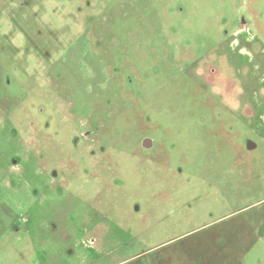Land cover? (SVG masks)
Listing matches in <instances>:
<instances>
[{
    "label": "rangeland",
    "instance_id": "374dc122",
    "mask_svg": "<svg viewBox=\"0 0 264 264\" xmlns=\"http://www.w3.org/2000/svg\"><path fill=\"white\" fill-rule=\"evenodd\" d=\"M0 264H264V0H0Z\"/></svg>",
    "mask_w": 264,
    "mask_h": 264
},
{
    "label": "flooded vegetation",
    "instance_id": "af4514ba",
    "mask_svg": "<svg viewBox=\"0 0 264 264\" xmlns=\"http://www.w3.org/2000/svg\"><path fill=\"white\" fill-rule=\"evenodd\" d=\"M147 145H149L148 142H147Z\"/></svg>",
    "mask_w": 264,
    "mask_h": 264
},
{
    "label": "water",
    "instance_id": "95a60500",
    "mask_svg": "<svg viewBox=\"0 0 264 264\" xmlns=\"http://www.w3.org/2000/svg\"><path fill=\"white\" fill-rule=\"evenodd\" d=\"M146 144V143H145Z\"/></svg>",
    "mask_w": 264,
    "mask_h": 264
}]
</instances>
